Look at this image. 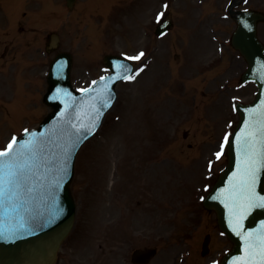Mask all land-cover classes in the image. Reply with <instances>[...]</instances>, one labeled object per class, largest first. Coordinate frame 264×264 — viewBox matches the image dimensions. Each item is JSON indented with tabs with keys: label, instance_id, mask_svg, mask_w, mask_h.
<instances>
[{
	"label": "rangeland",
	"instance_id": "1",
	"mask_svg": "<svg viewBox=\"0 0 264 264\" xmlns=\"http://www.w3.org/2000/svg\"><path fill=\"white\" fill-rule=\"evenodd\" d=\"M23 1L25 7L20 2L18 3L20 6L15 5V18L26 10L20 17L23 22V30L20 32L14 29L13 20L12 24L6 21L5 11L0 7V50L3 45L8 44L10 64L13 62L15 69L19 70L18 73H8V69H1L0 61V128L7 118L6 113L10 112L3 128L11 127L15 134L25 130L26 122L31 119L30 110L39 107L29 123L32 125L34 122L37 123L48 109L40 104L41 98L38 94L31 93L28 97L30 106L25 105L27 108L18 106L11 111L12 106L8 103L12 101L8 99L5 83L9 81V74H13L14 78L19 77L21 82L27 84L40 79L44 91L45 73L51 58L44 50V38L47 33L56 29L60 31L62 47L75 54L74 81L78 86L86 85V0H79L73 11H69L65 0H61L60 4V0ZM42 2L45 7V2L51 6H47L48 11L44 16H39L32 9L42 11ZM134 2L137 3L136 6H133ZM118 4L119 6L127 4L130 9L125 21L129 32L137 31L140 35L144 29H152V18L160 8L156 6V0H128L126 3L119 0ZM151 4L153 9H150ZM52 5L64 10V15L55 24L52 19L56 14L51 8ZM20 7L26 9L21 11ZM171 12L180 24L175 30V32L178 30L175 35L170 33L160 40L154 38L152 49L155 52V60L159 63L154 64L150 72H144L135 83L133 79L120 84L118 101L107 122L82 150L83 155L78 161L73 182L74 194L78 201L77 224L75 234L73 233L66 246L67 252L71 251L73 258L78 261L74 264L82 263V246L77 245L83 241L80 237L74 244L73 238L80 236L82 232L85 202L86 264H102L105 259L102 256V248L107 245L113 248L115 253L113 257L120 258H128L129 250L136 245H149L163 240L161 248L167 246V239L164 240L162 237L167 232L164 221L168 217L179 218L184 212L182 205L186 203L183 201L186 196L180 194L183 192L176 191L182 188L178 187L179 183L182 185L186 180L187 192L194 198L195 192L189 186V182L192 186L195 184L194 173L199 167L200 170L205 167L207 161L205 159L210 155L207 150L214 145L216 139L213 135L216 123L214 124V118L211 119V106L209 103L201 102L203 98L199 95V88H203L204 84L194 78V67L198 62L204 64L213 58V55L206 53L214 49V43L198 38L192 32L197 21L193 0H175ZM58 13L60 15L61 11ZM11 14L14 16L13 12ZM96 14L94 11L91 19L93 24H99L101 27L102 17ZM182 20H185V24ZM141 36L142 42L139 41V46L146 47L150 37L146 38L143 34ZM134 39L128 36V41ZM36 42L41 51L37 49ZM33 52L35 54L32 57ZM95 52V48L92 49V53ZM161 58L165 61L162 66ZM18 79L10 76V81ZM21 88L22 85L19 86V90ZM10 92L13 94L14 89L10 88ZM181 93H184L185 97H182ZM17 95L20 99L19 94ZM195 96L199 103L195 117L184 122L186 104L191 102L194 105L192 101ZM170 102L178 105L173 107V111ZM184 131L188 132L187 138L183 136ZM7 137L0 132V148L6 145ZM189 146L198 152L195 153ZM192 156L195 157L190 158ZM193 160H196L198 165L195 166L193 162L190 168L187 162ZM179 162L185 163L191 170L187 168L186 172H183L179 169ZM114 164L117 171L114 186H110L109 179ZM201 173L199 171V175ZM138 189L140 193L144 192L143 197L147 200L138 198L137 195H129L131 191L135 192ZM111 190L117 191L120 197L112 194ZM179 199L182 201L180 207ZM139 200L140 204L137 203ZM132 211H135L131 214L136 218L134 222L125 221L115 230L104 225V220L108 216L115 220L123 212ZM209 215L205 214L204 222ZM170 253V247L163 250L157 257L161 258L155 264H160Z\"/></svg>",
	"mask_w": 264,
	"mask_h": 264
},
{
	"label": "water",
	"instance_id": "2",
	"mask_svg": "<svg viewBox=\"0 0 264 264\" xmlns=\"http://www.w3.org/2000/svg\"><path fill=\"white\" fill-rule=\"evenodd\" d=\"M57 68L52 75V82L54 85L58 84L59 90L58 95H61V85H67V68L64 67ZM58 106L57 111L61 108V103H56ZM249 140L241 146L240 152H238L236 159H234V154H232L231 164L226 171L225 178L222 182L221 188L225 187V182H232V188L229 192L228 198L224 206L220 205L217 207L219 215L222 219V224L224 225V216L228 217L234 224L236 221H240V230L233 232L232 237L235 241V250L230 255L237 254L238 263L240 262V257L245 255L247 252H242L244 248L240 251L239 243L248 235L249 230H253L257 235L264 237V209L252 208L251 210H245L250 197L244 196L246 190H251L253 187H257L259 191L254 196L255 198L264 197V185L256 179L255 185H250L248 180V170H239L241 161L250 167L252 161V147L258 146L260 143L258 137L250 133L248 135ZM253 138V139H252ZM233 163L238 166H233ZM233 166V167H232ZM240 207L241 209H237ZM237 215V216H236ZM67 217V214H63L60 218L59 223L62 222ZM68 228V227H67ZM59 230L57 228L53 229L49 233L34 237L36 233H29L27 235L15 236L14 233L17 230L14 226L3 227L0 225V232L10 235L11 239L0 238V264H47L49 259L52 258L53 249L56 244L52 237L55 234H63L66 230ZM239 233V234H237ZM28 237H31L28 239ZM245 241V240H244ZM243 241V242H244ZM238 251V252H237ZM245 257H242V260ZM226 264V263H225Z\"/></svg>",
	"mask_w": 264,
	"mask_h": 264
},
{
	"label": "snow or ice",
	"instance_id": "3",
	"mask_svg": "<svg viewBox=\"0 0 264 264\" xmlns=\"http://www.w3.org/2000/svg\"><path fill=\"white\" fill-rule=\"evenodd\" d=\"M161 16L163 15V13L160 14ZM159 20V17L157 18ZM143 53H140V55L136 56V57H130L129 59H139L140 56H142ZM125 70L127 71V68L125 66ZM122 78L125 79H132L134 77H128V76H124ZM115 79V78H113ZM95 83V82H94ZM225 142H227V137H225ZM14 144H16V138L14 137L12 142H10L7 146V149L5 151H0V158L3 157H8L9 159H13V146ZM223 147V145H222ZM217 158H219L220 153H217ZM255 162H252V165H250L249 169H248V180L250 182V185L254 186L255 182H256V173H257V168L254 166ZM5 168H11L10 165L6 164L5 161L0 160V171H3ZM8 175L9 177L15 178L16 176V172L9 170L8 171ZM11 182V181H10ZM4 195V188H3V179L0 178V197H2ZM252 208H261L264 209V197H259V198H255V197H250L248 199V203L246 205V209L245 210H251ZM238 223V221H237ZM239 234V233H237ZM0 238L3 239H11L12 237L8 234H5L3 232H0Z\"/></svg>",
	"mask_w": 264,
	"mask_h": 264
}]
</instances>
